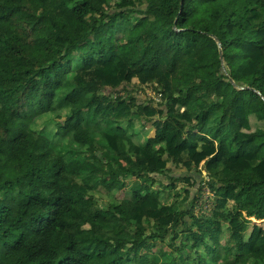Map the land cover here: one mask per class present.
I'll return each mask as SVG.
<instances>
[{"label":"trees","instance_id":"obj_1","mask_svg":"<svg viewBox=\"0 0 264 264\" xmlns=\"http://www.w3.org/2000/svg\"><path fill=\"white\" fill-rule=\"evenodd\" d=\"M134 79L160 101L112 97ZM128 102L155 129L142 146L112 119ZM251 118L264 124V0H0V264H264L244 241L264 220ZM170 163L187 174L165 185ZM202 172L215 208L195 217ZM160 244L169 258L148 255Z\"/></svg>","mask_w":264,"mask_h":264},{"label":"rangeland","instance_id":"obj_2","mask_svg":"<svg viewBox=\"0 0 264 264\" xmlns=\"http://www.w3.org/2000/svg\"><path fill=\"white\" fill-rule=\"evenodd\" d=\"M225 68H228L227 70L230 71L231 69L234 68V64L231 60L225 62ZM224 88V83L222 82L221 84L218 85V90L219 92L222 91V89ZM120 92H118V94H114L112 95V97H116V96H121V97H128V95L132 98H135L134 101L138 102L140 105H144L146 102H148V100H153L155 103L159 102V98L160 95L156 94L154 92V86L153 85H146V86H141L138 84V81L136 79H134L132 81V83L129 85L128 90L129 92H122L121 89H119ZM108 92H111V90H107ZM115 92V91H114ZM117 92V91H116ZM133 101V103H135ZM222 99L217 100L215 102L216 105H214V107L212 108V110H210L211 115H210V121H213V119L215 118V116L217 115L216 112H218V109L220 108L221 104H222ZM144 103V104H143ZM125 111L126 114H130L131 116L133 115V113L136 111V106L127 104V108H125L123 110V112ZM132 123L136 124V126L134 125V128L136 127L137 131H139V124L137 122L136 119H132L131 121ZM250 123H251V128L252 130H254L255 128L259 127V128H264V124L262 123H258L256 122V120L254 118L250 119ZM56 125L53 124L52 126H50V128H54ZM151 125L147 124L146 127L148 128L147 131H144L146 134H149V132L151 131ZM169 167L172 168L174 170V172L172 173H168L165 174L163 181L165 185H169L172 183V178H180V177H184L187 172L184 169L181 168H177L174 167L173 164H169ZM191 175H193L194 177H197V172L196 171H192ZM202 175V173H201ZM133 178L129 177L127 179V183H128V188L131 186L132 182H133ZM175 186L177 188V191H180L183 189V187H185L186 185L183 184L182 182H176ZM128 188H126L125 190L122 191H114V192H102L100 193L98 190L94 192V199L97 202V204L101 207H107L110 203L113 202H118L120 200H122L127 193ZM154 191H158L160 193V199L161 202L163 204H171L172 203V198L171 195L175 194V192L170 191V190H166L164 187H159L158 185H155L153 188ZM195 191V190H194ZM196 194V193H195ZM200 194V195H199ZM198 198H199V204L197 205L195 211H194V216L198 217L199 215L204 214L205 216H210L215 208V200L216 197L213 195H208L205 193H199ZM201 203V204H200ZM235 206L236 207V203L233 202V200L231 202L228 203V205L226 206V208L220 212V216L222 218L225 217H230L232 215V207ZM249 224L247 225L245 232H244V241L248 242V240L250 239V237H258L259 241V247L264 246V220H262L261 222H255L252 221L251 219H249ZM226 222L222 221L221 223V237H220V241L221 244H224L227 238V233H226ZM181 230V228L179 229ZM201 251H203V246L200 247ZM146 251L148 253V255L152 256V255H157L158 257H170L172 255V253L174 252L172 250V247H169L167 245H163L160 244L159 246H156L155 248H153V250H149V248H146ZM219 251V250H218ZM209 264H212L209 261Z\"/></svg>","mask_w":264,"mask_h":264},{"label":"crops","instance_id":"obj_3","mask_svg":"<svg viewBox=\"0 0 264 264\" xmlns=\"http://www.w3.org/2000/svg\"><path fill=\"white\" fill-rule=\"evenodd\" d=\"M129 104H130V106L133 105V104H131V102ZM136 104L139 105V103L137 101H136ZM125 108H127V106ZM125 108H123L119 113H117L115 116H113L112 119L114 121L118 122L123 128L126 129L127 135L130 137V139L136 145L142 146V145H144L146 140L154 138L155 129L150 126L151 131L149 132V134H146L144 131H147L148 128L146 127V125H142L137 119L136 120L139 124V131L136 130L137 129L136 127L134 128V125L136 126V124L131 122L132 118H131L130 114H126L125 111L123 112V110ZM170 164H172V163H170ZM174 167H175V165H174ZM168 168L172 169L169 166H168ZM173 172H174V170H173Z\"/></svg>","mask_w":264,"mask_h":264},{"label":"built area","instance_id":"obj_4","mask_svg":"<svg viewBox=\"0 0 264 264\" xmlns=\"http://www.w3.org/2000/svg\"><path fill=\"white\" fill-rule=\"evenodd\" d=\"M159 101H160V98H159ZM209 181H210V178L208 177L207 173L202 172V177H201V189H202V191L201 192L213 196V194L211 193L209 186H208Z\"/></svg>","mask_w":264,"mask_h":264},{"label":"water","instance_id":"obj_5","mask_svg":"<svg viewBox=\"0 0 264 264\" xmlns=\"http://www.w3.org/2000/svg\"><path fill=\"white\" fill-rule=\"evenodd\" d=\"M215 40H216V43H217V45H218L219 58H220V60H221V62H222V65L224 66V64H223V56H222V51H221V45H220V43L218 42L217 39H215Z\"/></svg>","mask_w":264,"mask_h":264}]
</instances>
